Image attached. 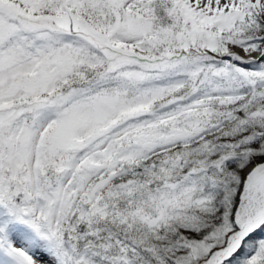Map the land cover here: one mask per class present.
Masks as SVG:
<instances>
[{"label":"snow or ice","instance_id":"snow-or-ice-1","mask_svg":"<svg viewBox=\"0 0 264 264\" xmlns=\"http://www.w3.org/2000/svg\"><path fill=\"white\" fill-rule=\"evenodd\" d=\"M0 264H264V0H0Z\"/></svg>","mask_w":264,"mask_h":264}]
</instances>
